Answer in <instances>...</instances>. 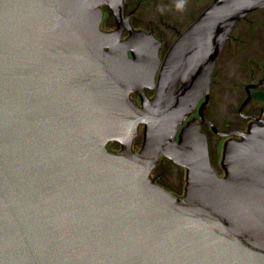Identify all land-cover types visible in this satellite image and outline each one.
I'll list each match as a JSON object with an SVG mask.
<instances>
[{
    "label": "water",
    "instance_id": "obj_1",
    "mask_svg": "<svg viewBox=\"0 0 264 264\" xmlns=\"http://www.w3.org/2000/svg\"><path fill=\"white\" fill-rule=\"evenodd\" d=\"M262 9L213 0L162 62L125 0H0V264H264V123L225 145L224 177L202 132L220 55ZM163 159L183 198L151 180Z\"/></svg>",
    "mask_w": 264,
    "mask_h": 264
},
{
    "label": "rangeland",
    "instance_id": "obj_2",
    "mask_svg": "<svg viewBox=\"0 0 264 264\" xmlns=\"http://www.w3.org/2000/svg\"><path fill=\"white\" fill-rule=\"evenodd\" d=\"M181 2L183 3V7L182 9H178L177 4ZM212 3L213 0H179L172 3L161 2L157 5H147L141 10L142 14L137 15V18L134 19L132 25L137 31H142L146 34L154 32V37L158 38L162 45L159 57L163 62L169 50L177 41L179 34L186 32L207 11ZM253 14L254 13L247 17H250ZM258 21H260V24L263 27V19ZM101 29L106 33H111L116 30L115 19L106 7L103 8V23ZM236 29L233 32L234 40L226 43L214 71L215 78L214 76V79L212 78L214 84L212 87L211 112L209 114L214 122V126H216L222 133L229 132L227 126L232 122H235L232 126H237L239 124V127L232 129L243 130L247 127L243 122H238L237 124L240 105L245 99L243 85L246 81L242 78L243 74H239L238 71L241 65L240 62H243L244 58H241V55L253 51L258 46V42L250 36L246 38V47L239 45L236 42L239 33ZM258 31L260 30H257L256 32ZM125 37L124 40H127L129 37L128 34H126ZM243 40H245V38ZM238 50L242 51L243 54H239L240 51ZM224 72L226 75L225 80L224 77L221 78L224 75ZM146 95L148 99L151 100L154 98L155 92L148 91L146 92ZM131 100L135 101L141 108V101L138 95H132ZM197 113L198 109L192 115L193 118H198ZM189 121H191V118ZM202 129H204L203 133L208 139L211 165L219 177H224L225 171L222 168V161L225 139H227V137L216 136L209 130V126H204ZM137 135L138 137L133 138L132 144V152L134 154L140 153L143 148V126L139 127ZM107 149L111 153L118 154L121 152V145L115 142L109 143ZM167 162L168 164L163 163L160 168L157 170L155 169L156 171L151 175V180L157 185L161 184L164 189L170 191L174 196L183 198L186 189V171L174 166L169 161Z\"/></svg>",
    "mask_w": 264,
    "mask_h": 264
},
{
    "label": "flooded vegetation",
    "instance_id": "obj_3",
    "mask_svg": "<svg viewBox=\"0 0 264 264\" xmlns=\"http://www.w3.org/2000/svg\"><path fill=\"white\" fill-rule=\"evenodd\" d=\"M174 1H179V0H125V4H126L125 17L130 21L131 27L135 31H137L132 25V23L134 19L137 18V15L142 14L141 10L144 8V6L157 5L160 4L161 2L172 3ZM103 8L104 7H102V11ZM260 19H263L264 21V9L254 13L250 17H247L244 21L241 22V24L236 29V31L239 32L238 38L236 40V42L239 45L246 47V38L250 36L251 38L255 39V41L258 42V46L253 51H249L244 54L242 51L238 50L240 51L239 54L240 53L243 54L241 55V58L244 57L243 62H240L241 65L239 67L238 73L243 74L242 78L243 80L246 81L245 84L243 85L245 99L242 101L240 105L237 124L238 122H243L247 127L243 130L232 129L239 127V124L237 126H232V124H235V122L229 123L230 125L227 126V129H229L228 133H235L238 135L235 137L225 139V145L231 141L241 142L242 141V137L240 136L241 134H247L251 127H262L264 123V28H263L264 25L262 27L260 21H258ZM257 30L260 31L256 32ZM151 33H153L154 35V32ZM125 36L122 39V41H125L124 40L126 38ZM244 38L245 40H243ZM156 39L158 40V38ZM232 40H234L233 34L229 41L231 42ZM223 77L225 80L226 79L225 72L221 78ZM213 84L214 83L212 81L210 88V104L208 106L206 113L204 114V118L206 119V121H208V123H210V125H207L209 126V130L213 132L216 136L220 137L218 134H223V133L220 132V130L216 126H214V122L210 118V114H209L211 112L210 109H211V101H212V93H213L212 92ZM248 99H249L248 103L245 104V102ZM194 120L199 121V116L198 118H193L192 116L191 121ZM202 132H204V129H202Z\"/></svg>",
    "mask_w": 264,
    "mask_h": 264
},
{
    "label": "bare ground",
    "instance_id": "obj_4",
    "mask_svg": "<svg viewBox=\"0 0 264 264\" xmlns=\"http://www.w3.org/2000/svg\"><path fill=\"white\" fill-rule=\"evenodd\" d=\"M102 7H106V8H108V9H110L106 3H102V4L99 5V8H100V9H102ZM110 10H111V9H110ZM125 19H126V17L124 18V20H125ZM124 35H125V34H124ZM124 35H123V37H124ZM122 39H123V38H122ZM121 43H124V41L121 40ZM161 66H162V65H161ZM161 66H160L159 69H158V72H157V75H156V78H155V82L153 83V84H154V87H155V90H156V88H157V76H158V74H159V72H160ZM142 90H143L144 95H146V92H148V88H147V87H143ZM134 94L139 95L138 92L131 91V92H130V95H129L130 100H131V96L134 95ZM146 96H147V95H146ZM148 100H149V99H148ZM149 101H151V100H149ZM136 109H138V110H140V111L143 110V109L140 108L138 105H137ZM139 122H145V121H139ZM139 126H140V124L138 123V126H136V130L139 129ZM176 141H177V140H176ZM115 142H117L118 144H120L119 141H115ZM132 144H133V139H132V141H131V145H130L131 151H132ZM120 145H121V144H120Z\"/></svg>",
    "mask_w": 264,
    "mask_h": 264
},
{
    "label": "trees",
    "instance_id": "obj_5",
    "mask_svg": "<svg viewBox=\"0 0 264 264\" xmlns=\"http://www.w3.org/2000/svg\"><path fill=\"white\" fill-rule=\"evenodd\" d=\"M163 163H167V164H168L167 161L163 160V161L160 162V164L158 165V167L156 168V170H157L158 168H160L161 165H162ZM156 170H155V171H156ZM158 185H159L160 187L162 186L161 184H158ZM162 188H163V186H162Z\"/></svg>",
    "mask_w": 264,
    "mask_h": 264
},
{
    "label": "clouds",
    "instance_id": "obj_6",
    "mask_svg": "<svg viewBox=\"0 0 264 264\" xmlns=\"http://www.w3.org/2000/svg\"><path fill=\"white\" fill-rule=\"evenodd\" d=\"M182 7H183V3L182 2L177 4V8L178 9H182Z\"/></svg>",
    "mask_w": 264,
    "mask_h": 264
}]
</instances>
